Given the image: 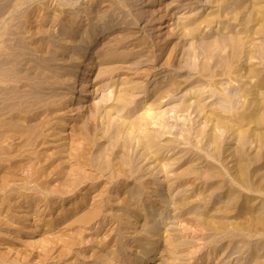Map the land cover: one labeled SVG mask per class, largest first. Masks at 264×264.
Segmentation results:
<instances>
[{
	"label": "rangeland",
	"instance_id": "374dc122",
	"mask_svg": "<svg viewBox=\"0 0 264 264\" xmlns=\"http://www.w3.org/2000/svg\"><path fill=\"white\" fill-rule=\"evenodd\" d=\"M222 36L243 44L228 64L201 53ZM11 121L26 126L0 139V258L135 264L160 222L147 264H264V0H0Z\"/></svg>",
	"mask_w": 264,
	"mask_h": 264
},
{
	"label": "bare ground",
	"instance_id": "6f19581e",
	"mask_svg": "<svg viewBox=\"0 0 264 264\" xmlns=\"http://www.w3.org/2000/svg\"><path fill=\"white\" fill-rule=\"evenodd\" d=\"M241 19V17H239V20ZM203 22V20H199L198 21V23H197V20L196 19H191L189 22H187L186 23V25H185V27H187V26H189L190 24H195V23H197V25L194 27V28H192V30L191 29H188L187 30V33H184V36H192V34L194 33V31L197 29V28H199L198 26H200V23H202ZM102 30L103 29H99V31H96V32H93V34H94V36H98V35H100V36H102L101 34H102ZM87 34V33H86ZM83 39V38H82ZM93 40V39H92ZM92 41H90V43H91ZM242 47H243V44H242V42L240 41V40H232V39H227L226 37H220V38H218V39H216V41L215 42H213V43H207V44H204V46H202V48L203 49H201V53H206L207 52V50H217V49H220V48H223V49H225V48H227L228 49V51H225V52H223V54L221 55L220 53H218V54H214V55H216L217 56V60H218V62H225V63H229V61H231L233 58H234V56H236V54L238 53V51L239 50H241L242 49ZM85 48V47H84ZM196 48H198V46H196ZM205 49H207V50H205ZM83 54V53H82ZM99 71V70H98ZM172 87H170V88H168V87H165V86H159L156 90H155V92L153 93V99H156V100H158L159 102H161V101H163L164 100V98L165 97H167L168 95H169V91H170V89H171ZM31 94H32V98H33V96L34 97H39L38 95H37V92L35 91V90H32V92H30ZM29 96V95H28ZM31 96V95H30ZM30 98V97H29ZM48 99V98H47ZM24 100V99H23ZM28 100V99H27ZM35 100V99H34ZM33 100V101H34ZM41 100V99H40ZM188 100V99H187ZM43 101V100H42ZM16 102V101H15ZM29 102H30V100H29ZM39 102V101H38ZM37 102V103H38ZM45 102V101H44ZM53 102V101H52ZM23 103H25V102H22V103H20L21 105L23 104ZM26 103H28L27 101H26ZM32 104H28L29 106L30 105H35V103L34 102H31ZM36 103V104H37ZM47 103H49V102H47ZM46 103V104H47ZM17 106V105H16ZM22 107V106H21ZM28 107V106H27ZM32 107V106H31ZM194 107V106H193ZM30 108V107H29ZM150 108H148V112H146L147 113V116H149V114H150V110H149ZM151 118V117H150ZM153 118H154V116H153ZM4 121V120H3ZM2 121V123L4 124L5 122H3ZM8 122V121H7ZM19 122V121H18ZM124 122V125L127 127V129H128V132H125L127 135H129V136H131L132 138H136L137 136H136V133H135V129H134V125H133V122L132 121H123ZM1 123V124H2ZM9 123V122H8ZM11 124V125H10ZM10 124H8L9 125V127L8 126H5V127H2V129L0 128V131L2 130V132H0V139H3V138H9V137H5V136H7V135H10V138H11V136L14 134V133H18V132H23V131H25V126L23 127L21 124H18L17 122H15V121H11L10 122ZM5 125H7V124H5ZM86 125H88L87 123H86ZM1 126H3V125H0V127ZM29 127V126H28ZM27 127V128H28ZM30 127H32V126H30ZM39 127V126H38ZM37 127V128H38ZM66 127H67V123H64V125H61V129H60V134H61V136H63V137H67L68 135H69V132L67 131V129H66ZM32 129V128H31ZM31 129H29V134L30 133H32V131H30ZM35 129H36V126H35ZM32 130H34V126H33V129ZM120 130V129H119ZM118 130V131H119ZM9 132H10V134H9ZM27 132V133H28ZM36 132V131H35ZM6 133H7V135H6ZM12 133V134H11ZM37 133V132H36ZM39 133V132H38ZM119 133V132H118ZM28 134V135H29ZM41 134V133H40ZM31 135V134H30ZM33 135V134H32ZM36 135H38V134H36ZM22 136V135H21ZM34 136V135H33ZM38 136H40V135H38ZM136 136V137H135ZM17 137V136H16ZM32 137V136H31ZM28 138V137H27ZM34 138H35V136H34ZM127 138H129L128 136H127ZM138 138V137H137ZM130 139V138H129ZM6 140V139H5ZM11 140V139H10ZM70 140V139H69ZM4 141V140H3ZM9 141V140H8ZM70 141H72V140H70ZM118 141H120L119 140V138H117L116 139V142H118ZM126 141V140H125ZM138 141V140H137ZM77 142V141H76ZM128 142V141H127ZM126 142V143H127ZM139 142V141H138ZM141 143L144 145V146H146V149H145V151H147L148 153H150L151 152V149L152 148H155V145H154V142H153V140L152 139H148V141H141ZM12 144V143H11ZM63 144H65V143H63ZM74 144V143H73ZM78 144V143H77ZM125 144V143H124ZM2 146V145H1ZM11 146V145H10ZM64 146V145H63ZM69 146H71V145H68V150L70 149H72L73 148V146L72 147H69ZM111 147L109 148V151H110V153L109 152H107L108 153V156H110V157H112L113 156V154H117V153H115V150H113L114 148H116V145L115 144H113V143H111V145H110ZM122 146V145H121ZM3 147V146H2ZM17 148V147H16ZM82 149V148H81ZM74 150H75V152L73 153L74 155H73V157H79V155L82 153L81 152V150L79 149V147L78 146H74ZM74 150H72V152L74 151ZM84 150V149H83ZM69 152H71V151H69ZM67 153V154H69V156L68 157H70V153ZM81 152V153H80ZM84 152V151H83ZM100 154L101 155H99L100 157H102V155L104 154L103 153V150H100ZM103 153V154H102ZM124 153V152H123ZM67 154H66V156H67ZM72 155V154H71ZM84 155V154H83ZM122 155H124V154H122ZM104 156H107V155H104ZM117 156V155H116ZM152 156H154V153H152V154H150L149 155V157H151L152 158ZM124 157V156H123ZM126 157H127V155H126ZM71 159H72V156H71ZM80 159V158H79ZM109 159V158H108ZM112 159V158H111ZM114 159V158H113ZM124 159V158H123ZM69 160V159H68ZM103 160V159H102ZM100 161H101V159H100ZM111 161V160H110ZM100 163V162H99ZM101 166H102V164H101ZM121 166V165H120ZM119 166V167H120ZM126 166V165H125ZM55 167H58L59 169H61V166H60V164L59 165H55ZM57 168V169H58ZM58 169V170H59ZM122 169H124V168H122V166H121V170L120 171H123ZM72 171V170H71ZM55 172H57V171H55ZM64 173V172H63ZM77 173V172H76ZM65 175H66V173H65ZM64 175V176H65ZM75 176V175H74ZM70 177V176H69ZM34 178V177H33ZM71 178V177H70ZM61 179V178H60ZM73 179V178H72ZM65 180V179H64ZM72 181V180H71ZM148 182V181H147ZM150 182V181H149ZM63 183V182H62ZM77 183V182H76ZM147 184V183H146ZM74 187V186H73ZM60 190H61V188H59ZM45 190V189H44ZM54 190V189H53ZM63 192V191H62ZM133 193V192H132ZM134 194H136L135 196L132 194V199L130 200V202H128V204L126 205V207H124V209L122 210V216H124V223L127 225L126 226V228L127 229H129L132 225H136V223H137V220L141 217V215L139 214V215H137V213H133V212H129V211H127V210H125V208L127 209L128 208V205H130L131 203H134L135 202V198L137 199V197L139 198V196H140V194H141V192H140V190H135V192H134ZM149 195V194H148ZM45 198V197H44ZM140 198H141V196H140ZM139 198V199H140ZM129 199H130V197H129ZM41 200H43V199H41ZM164 201H166V200H164ZM163 201V202H164ZM46 202V201H45ZM48 202V201H47ZM74 203V202H73ZM31 209V208H30ZM43 209H45V207L43 208ZM142 209H144L143 208V206L142 207H140L139 208V210L138 211H141ZM25 211V210H24ZM24 211H22V212H24ZM25 213H26V211H25ZM154 214V211L153 210H151L149 213L148 212H146L145 211V213L142 215L143 216V218L145 219V220H148L149 219V216H152ZM84 215H86V214H84ZM89 216H90V214H88ZM131 217H133L132 219H130ZM26 219V216L25 215H23V219ZM162 222V221H161ZM158 223H160V222H156V224H143L144 225V228H145V234L147 235V240H146V242H143L142 244H141V246L136 250V256H134V261H135V264H147V261L148 260H151L152 259V256H149V257H146V258H144V256L145 255H147L148 253H152V252H154V250H155V243H154V241H152L151 240V237H153L154 235H156L157 233H158V226H157V224ZM163 223V222H162ZM142 226V225H141ZM125 228V229H126ZM138 231V230H137ZM141 239V238H140ZM143 241V240H142ZM128 247V246H127ZM117 250V249H116ZM115 252V251H114ZM113 252V253H114ZM172 252V251H171ZM172 255L173 256H176L175 254H174V252H172ZM172 257V256H171ZM107 258V257H106ZM133 258V257H132ZM111 259L112 258H110V259H106L105 261L107 262V263H110L111 262ZM12 260H9L7 257H2V258H0V263H2V262H7L8 264H12V262H11ZM171 262H173L172 264H178V263H176V261H171ZM259 263V262H258ZM236 264H238V263H236ZM240 264V263H239ZM244 264H248V263H244ZM250 264V263H249Z\"/></svg>",
	"mask_w": 264,
	"mask_h": 264
}]
</instances>
